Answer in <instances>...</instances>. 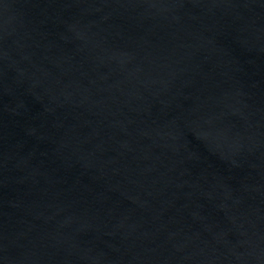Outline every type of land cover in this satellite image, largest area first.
<instances>
[{"label":"water","instance_id":"water-1","mask_svg":"<svg viewBox=\"0 0 264 264\" xmlns=\"http://www.w3.org/2000/svg\"><path fill=\"white\" fill-rule=\"evenodd\" d=\"M0 264H264V0H0Z\"/></svg>","mask_w":264,"mask_h":264}]
</instances>
